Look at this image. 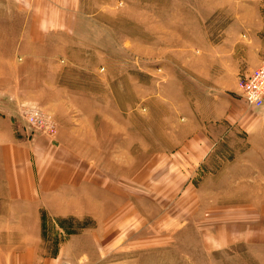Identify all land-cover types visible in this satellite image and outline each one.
<instances>
[{"label": "rangeland", "instance_id": "374dc122", "mask_svg": "<svg viewBox=\"0 0 264 264\" xmlns=\"http://www.w3.org/2000/svg\"><path fill=\"white\" fill-rule=\"evenodd\" d=\"M41 3L49 16L0 0V110L51 146L64 119L76 152L104 149L91 181L123 202L107 236L65 232L89 233L102 264H264V109L237 88L264 59L248 49L241 65L239 43L264 0Z\"/></svg>", "mask_w": 264, "mask_h": 264}, {"label": "crops", "instance_id": "0c3cea01", "mask_svg": "<svg viewBox=\"0 0 264 264\" xmlns=\"http://www.w3.org/2000/svg\"><path fill=\"white\" fill-rule=\"evenodd\" d=\"M20 1L28 5L34 16H49L42 12L50 9L49 6L45 7L41 2L68 0ZM71 15L74 16V11ZM61 16L65 14L62 12ZM262 20L257 32L246 31L239 42L241 65L246 62L248 49H259L264 54V32H260L264 30V18ZM206 45L215 49L210 38ZM44 62L46 66L50 64L49 59ZM263 62L264 59L256 65ZM17 117L11 111L0 110V177L3 178L0 187V264H102L101 259L106 255L98 250V244L90 234L66 233L65 226L91 221L99 233L103 231L107 236L120 223L119 217L123 214L121 196L115 195L113 185L91 181V161L102 160L100 154L104 155V149L98 154L76 152L74 146L79 145L78 137L71 133L64 119L57 116H54L58 129L57 146H51L41 137L27 142L22 137V120ZM117 143L114 137L109 145ZM93 154L98 158L95 159ZM48 225L61 231H44Z\"/></svg>", "mask_w": 264, "mask_h": 264}, {"label": "built area", "instance_id": "2783aa9c", "mask_svg": "<svg viewBox=\"0 0 264 264\" xmlns=\"http://www.w3.org/2000/svg\"><path fill=\"white\" fill-rule=\"evenodd\" d=\"M237 88L245 99L246 103L252 108H261L264 106V62L245 74L238 80ZM35 118L33 121L39 122L44 120L39 115H44L42 111L34 110ZM31 129V128H30ZM29 129V130H30ZM32 130V129H31ZM33 131V130H32ZM34 132V131H33Z\"/></svg>", "mask_w": 264, "mask_h": 264}]
</instances>
